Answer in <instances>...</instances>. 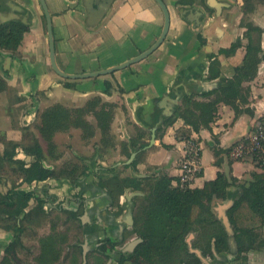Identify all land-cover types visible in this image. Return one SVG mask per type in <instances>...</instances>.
<instances>
[{
  "label": "crops",
  "instance_id": "0c3cea01",
  "mask_svg": "<svg viewBox=\"0 0 264 264\" xmlns=\"http://www.w3.org/2000/svg\"><path fill=\"white\" fill-rule=\"evenodd\" d=\"M10 1L23 8V14L14 12L25 17L23 25L28 30L23 34L16 52L0 49V80L8 88L0 91V156L5 149L11 150L15 145L13 160L30 163L33 157L26 155L23 148L38 142L43 150L44 166L59 170L66 164L75 167L85 165L88 170L73 183L68 177L26 183L14 173L13 167L5 163L2 172L7 171L8 175H0L3 186L0 187L1 194L15 183L16 189L33 191L36 196L44 198L46 210L55 209L60 202L64 209L73 210L79 204L75 196L83 193L86 202L80 219L90 222L96 216L100 220L106 217L104 207L110 198L95 183L98 171L108 168L120 176L138 178L166 173L175 186L179 181V162L184 153L185 139L181 133L189 134L200 150V171L189 188L202 187L205 181L215 179L219 172L245 183L251 179L253 172L263 170L250 159H234L230 150L249 136L260 121H264V4L257 5L250 15L252 22L263 30V60L254 79L243 84L248 88L249 95L247 103L240 106L243 111L250 110L252 113L245 111L235 118L233 109L220 103L210 127L194 132L181 118L166 127L163 125L177 108L169 117L163 118L157 127L152 146L133 150L128 146L136 133L135 126L144 133L138 141H147L148 144L151 128L163 114H169L173 109V98L180 95L178 107L186 94H194L197 100H205L199 96L211 91L208 85L216 83V89L232 76L234 67L242 63L246 43L242 38L244 28L240 26L242 0H163L169 11L170 24L163 42L155 51L145 59L111 74L75 80L62 78L51 69L46 26L39 1ZM45 2L52 19L56 63L69 74L109 68L138 55L155 42L163 26L162 11L154 0H112L104 16L92 25L84 6V3H88L86 0ZM1 3L2 0L1 10L8 11L9 8ZM187 16L191 19L198 17L199 24L194 20L190 22ZM198 35H201L203 43ZM236 41H241L242 47L234 54L226 56L218 53ZM209 54H216L220 63V77L214 80L207 79ZM105 82L111 85L106 94ZM95 96L117 105L114 117L119 116L122 122L119 128L114 127L115 121L110 125L114 145L107 147L100 157L96 151L99 131L89 119L93 118L89 113L85 117L95 128L93 137L83 139L82 130L76 127L58 131L52 137L54 148L49 151L38 130L42 111L55 104L68 109L80 108ZM61 136L65 137L69 148H62L59 141ZM76 138L79 142L94 141L92 147L91 143L81 146L90 154H81L79 147L71 145L77 143ZM122 145L130 149V155L136 152L129 164H124L130 155L125 157L121 152ZM214 149L217 150L216 155ZM133 172L143 176L134 175ZM237 192L231 189L227 200L214 201L213 212L218 204L233 200ZM122 199L120 197L119 203L123 202ZM136 203L138 205L137 200H131L130 208ZM35 205L36 201L31 199L25 212ZM128 205L126 203L124 207ZM138 217H141L140 210ZM114 218L116 216L113 223H119V219ZM260 230L264 239V226ZM11 236L9 231L0 228V245L9 242ZM260 249L246 254V264L250 263L252 257L261 259L259 264H264V251L260 252ZM219 261L213 264H227L232 259L224 257L222 262Z\"/></svg>",
  "mask_w": 264,
  "mask_h": 264
},
{
  "label": "trees",
  "instance_id": "16d2710c",
  "mask_svg": "<svg viewBox=\"0 0 264 264\" xmlns=\"http://www.w3.org/2000/svg\"><path fill=\"white\" fill-rule=\"evenodd\" d=\"M263 4L264 0H242L240 26L244 28L242 38L246 40L245 54L242 63L234 67L232 76L216 89L199 96L205 100H197L194 94L184 95L175 114L164 121L165 127L175 119L181 118L194 132H199L201 128H209L220 103L230 106L235 118L245 111L252 113L250 110L243 111L240 106L247 103L249 95L248 88L243 84L254 79L263 60L261 48L263 30L250 19L257 5ZM43 20L45 25L44 16ZM27 30L26 26L17 21L3 23L0 26V49L16 52ZM198 38L203 43L201 35H198ZM240 47H242L241 41L232 42L228 48L220 49L218 53L230 56ZM208 59L207 79H217L220 77L217 55L209 54ZM104 86L105 94L109 93L110 83L105 82ZM6 89L8 88L5 82L0 80V91ZM114 107L115 104L105 102L99 96L93 97L84 106L75 109L55 104L42 111L38 130L49 151L54 148L52 137L58 131L76 127L82 130L83 139L91 138L94 136L95 128L85 117L90 113L99 131V146L96 151L102 157L105 149L114 145V137L110 133ZM135 130L136 133L130 139L128 147L133 150L142 149L147 145V141H138L144 133H141L136 126ZM181 137L188 140L189 134L181 133ZM128 147L122 145L121 149L126 158L130 155ZM14 149L15 145L11 150L3 151L0 156V170H4L6 163L7 166L13 167L14 173L26 183L62 177H68L71 182H75L88 170V166L85 165L75 167L66 164L59 170L44 166L43 150L38 142L23 148L26 155L33 157L30 163L13 160ZM216 153L217 150L214 149V154ZM135 161L136 159L132 165ZM99 172L98 186L105 189L114 199H118L128 188L145 192L141 207V224L137 229L142 242L134 251L133 264H201L199 257L190 252L185 241L191 233L194 234L193 248H198L203 256L211 254L212 245L213 253L225 252L228 249L227 234L215 217L213 202L227 200L231 189L239 191L226 212L237 246L235 261L246 264L248 252L264 247L260 230L264 226V168L261 172H253L251 179L245 183H239L235 177L219 172L215 179L205 181L200 188L174 187L173 179L166 173L144 178L132 175L121 178L115 175L114 170L108 168H103ZM32 198L37 204L32 210L25 212ZM43 205L44 200L38 198L33 191L16 189L14 184L5 194H0V217L3 216L13 223L4 229L13 230L15 243L23 232L24 221H36L45 216ZM71 216L76 219L74 212H71ZM13 246L14 243L11 242L5 246L4 251L6 253L12 251ZM46 247L38 257L37 264H51L59 255L52 242ZM117 262L122 264V260ZM0 264L9 263L4 260Z\"/></svg>",
  "mask_w": 264,
  "mask_h": 264
},
{
  "label": "flooded vegetation",
  "instance_id": "af4514ba",
  "mask_svg": "<svg viewBox=\"0 0 264 264\" xmlns=\"http://www.w3.org/2000/svg\"><path fill=\"white\" fill-rule=\"evenodd\" d=\"M0 10H1V7H0ZM99 171L95 175L97 178V181H95V183L97 185H98V177L100 173ZM115 175H118L121 178L129 177V176H120V174H116V173ZM105 192L107 193L106 190ZM136 193H140V194H136ZM107 195L110 198V200L108 201V203L105 204V207H104V213H106V217H103L100 220L96 216H94V218L90 222H84L80 219L79 216L81 214L79 215L78 211L81 209L80 206H83L86 202L85 197L83 196V193H81L80 195L78 193L75 196L79 204L73 210L64 209L61 204L62 202L57 204V206L55 207L56 210L58 211L64 210L65 212H67V214L69 213L70 216H71V212H74L76 214V218L78 220L80 219L78 221L79 222L78 225L80 226V233L83 236V240L88 239L90 243H92V247L90 249H87V247L82 244L81 246H79L78 244H74L75 247L77 248L75 249V252L76 251L78 252L80 260H82L81 264H83L86 261L87 257L95 261V264H118L117 262L118 260H122V264H133L132 261L135 259L134 251L136 247L142 242V238L139 236L137 229L139 225L141 224L142 215L139 218L138 213L140 210V214H141V207H142L143 197L145 195V192L128 188V189H125L124 193L120 195L118 199L112 198L108 193ZM126 195L127 196L130 195L131 200H137L138 205L136 203L130 208V203L127 202ZM37 197L44 200V198L42 197H39V196ZM120 197L123 198L122 203H119ZM32 199L35 200L34 198ZM44 203H45V200H44ZM124 203L125 204L127 203V205L128 204L129 205L127 207L126 206L124 207L125 205ZM139 206H140V209H139ZM43 210L47 212L46 208H44V205H43ZM114 216H116V218L114 219H119V223H116V222L113 223ZM71 218L73 217L71 216ZM137 240H140V241H137ZM185 241L189 249L187 238ZM133 242H135L136 244L131 247L130 245ZM191 246H192V242H191ZM216 254L219 255L218 258L213 253V245L211 248V254H207L203 256L201 253L205 261H207L208 263H212V264L215 263L217 259L219 261L220 260L219 257H223V258L225 257L226 259L228 257V260L235 259L234 258L235 256L234 255L232 256L231 252L229 251V247L225 252H221V253L216 252ZM200 262L201 264H204L201 259H200ZM219 262H222V261L220 260Z\"/></svg>",
  "mask_w": 264,
  "mask_h": 264
},
{
  "label": "rangeland",
  "instance_id": "374dc122",
  "mask_svg": "<svg viewBox=\"0 0 264 264\" xmlns=\"http://www.w3.org/2000/svg\"><path fill=\"white\" fill-rule=\"evenodd\" d=\"M116 106L117 105H115L114 109L112 110L114 114L116 112ZM118 115H120L119 112ZM89 119L95 123V120L93 118L89 117ZM113 119L114 120L112 121L113 122L115 121L114 127L119 128L122 122L121 118H119V116L116 118L113 115ZM64 138L65 137L61 136L59 138V141L63 145L62 148L67 149V147L69 148V146L66 145L65 143L66 140ZM92 142L94 141L90 140V142L89 141L84 142L81 140L79 142L77 139V143H71V145L72 146L76 145L77 147H79V153L81 154H90V151L83 150L81 146H83L84 144L87 145L88 143L89 144L91 143L90 145L92 147ZM2 171L3 170H0L1 176L8 175L7 171H5L4 173ZM15 181L16 180H14V182ZM13 184L15 187H17L15 183ZM1 185L2 184L0 181V187L3 188V186ZM8 189H11V185L9 186ZM80 208L81 209L78 211L79 215L82 214L83 206H80ZM78 221L79 220L77 218L76 219L71 218L69 213L67 214V212H65L64 210L61 211H58L56 209L47 210L43 218L37 219L36 221L23 222L22 224L23 232L19 235L18 242L15 243L16 240L14 238L13 230L4 229L7 226H11L13 223L11 221H8L3 216H1L0 228L9 231L12 236L9 242L0 245V262L5 260L9 264H37L38 263L37 259L40 256L42 250L43 249L46 250L47 244L52 242L53 245L55 246L54 247L55 251L56 252L58 251L59 255L56 256L55 260L51 264H81L82 260H80L78 252L77 251L75 252V249L77 248L75 247L74 244H78L79 246H81L82 244L85 245L87 249H90L92 247V243H90L88 239L83 240V236L80 233V226L78 225L79 223ZM191 234L193 236L189 240L190 245L194 239V234L193 233ZM11 242L14 243L13 249L12 251L6 253L4 251L5 246L10 244ZM262 251H264L263 248L260 249V252ZM260 262L261 259H255L254 257H252L249 264H259ZM83 264H95V261L87 257L86 261ZM227 264H241V262L232 260L227 262Z\"/></svg>",
  "mask_w": 264,
  "mask_h": 264
},
{
  "label": "water",
  "instance_id": "95a60500",
  "mask_svg": "<svg viewBox=\"0 0 264 264\" xmlns=\"http://www.w3.org/2000/svg\"><path fill=\"white\" fill-rule=\"evenodd\" d=\"M39 4L41 6V9L43 11V15L45 18V26H46V34H47V39H48V58H49V63L51 66V69L60 77L65 78V79H83V78H94V77H98L101 75H107V74H111L115 71L118 70H122L124 68L129 67L130 65L137 63L143 59H145L147 56H149L153 51H155L160 44L163 42L167 31L169 29V24H170V16H169V11L167 9V6L165 5V3L163 2V0H154L157 5L159 6V8L162 11L163 14V26L161 29V32L158 36V38L155 40V42L149 46L146 50L140 52L138 55L129 58L128 60L111 66L109 68H105V69H101V70H97V71H93V72H85V73H80V74H69L66 73L64 71H62L57 63H56V59H55V43H54V36H53V30H52V19H51V15L50 12L48 10L47 4L45 2V0H38ZM86 2L88 3H84V6L86 8V11L90 17V21H91V25L94 23L99 22V20L104 16V14L106 13V11L109 9L112 0H86ZM5 6H7L9 8L8 11H3L0 10V25L3 23H6L8 21H18L22 24H25V17H20L19 15L15 14L14 11L18 12V13H24L23 8L20 7L19 5L11 2L10 0H2V3ZM199 14V13H197ZM199 16V15H198ZM187 19L191 22V20H194V22L198 23L200 22L198 17H195L193 19H191V17L187 16ZM216 86V83H212L210 85H208V89L212 90L214 89V87ZM180 99V95L177 96L176 98L172 99V103H173V109L170 111L169 114H163L164 116L159 118L158 122L151 128V138L149 140V143L143 147V149L148 148L150 146L153 145L154 141H155V131L157 129V127L159 126V124L163 121V118H167L169 117L174 110H176L178 108V100ZM136 152L131 153L129 159L124 163V164H129L132 159L134 158ZM134 175H139L136 174L135 172H133ZM139 176H143V175H139ZM136 194H140V193H136ZM127 196V195H126ZM127 202H130V198L131 196L128 195L126 197ZM233 204V200H228L227 203L221 205L218 204L215 208V217L216 219L220 222V224L222 225V227L224 228L226 234H227V244L229 247V251L231 252V254H237V246H236V242H235V238H234V232L233 229L231 227V224L229 222V219L226 215L227 210L231 207V205ZM129 217V216H128ZM192 234H189L187 237V242L189 244V240L192 238ZM140 241V240H137ZM136 243L133 242L131 243V247L134 246ZM189 250L190 252L195 253L202 261L204 264H207V261H205V259L203 258V256L201 255L200 251L198 249H194L191 247V245L189 244ZM214 254L217 256L218 258V254H216V252H214ZM220 259H222V261L224 260V258L219 257ZM218 260V259H217Z\"/></svg>",
  "mask_w": 264,
  "mask_h": 264
},
{
  "label": "built area",
  "instance_id": "2783aa9c",
  "mask_svg": "<svg viewBox=\"0 0 264 264\" xmlns=\"http://www.w3.org/2000/svg\"><path fill=\"white\" fill-rule=\"evenodd\" d=\"M234 159H250L264 168V121H260L253 132L236 143L230 150ZM179 181L175 186L189 187L200 171V150L192 139L184 140V153L179 162Z\"/></svg>",
  "mask_w": 264,
  "mask_h": 264
}]
</instances>
